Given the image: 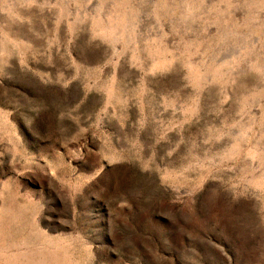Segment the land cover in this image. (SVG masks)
I'll use <instances>...</instances> for the list:
<instances>
[{
    "label": "rangeland",
    "instance_id": "rangeland-1",
    "mask_svg": "<svg viewBox=\"0 0 264 264\" xmlns=\"http://www.w3.org/2000/svg\"><path fill=\"white\" fill-rule=\"evenodd\" d=\"M0 244L264 264V0H0Z\"/></svg>",
    "mask_w": 264,
    "mask_h": 264
},
{
    "label": "bare ground",
    "instance_id": "bare-ground-1",
    "mask_svg": "<svg viewBox=\"0 0 264 264\" xmlns=\"http://www.w3.org/2000/svg\"><path fill=\"white\" fill-rule=\"evenodd\" d=\"M23 212V211H22ZM1 245V244H0ZM45 258V257H44Z\"/></svg>",
    "mask_w": 264,
    "mask_h": 264
}]
</instances>
